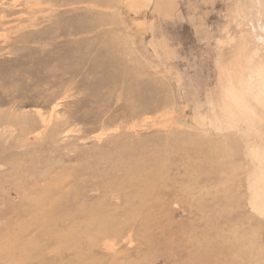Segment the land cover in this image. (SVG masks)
Listing matches in <instances>:
<instances>
[{
    "label": "rangeland",
    "instance_id": "1",
    "mask_svg": "<svg viewBox=\"0 0 264 264\" xmlns=\"http://www.w3.org/2000/svg\"><path fill=\"white\" fill-rule=\"evenodd\" d=\"M0 264H264V0H0Z\"/></svg>",
    "mask_w": 264,
    "mask_h": 264
}]
</instances>
